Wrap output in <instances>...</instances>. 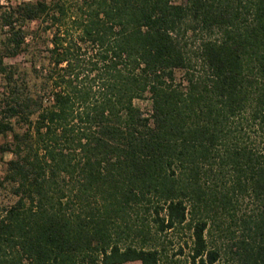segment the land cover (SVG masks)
I'll return each instance as SVG.
<instances>
[{"label": "trees", "instance_id": "trees-1", "mask_svg": "<svg viewBox=\"0 0 264 264\" xmlns=\"http://www.w3.org/2000/svg\"><path fill=\"white\" fill-rule=\"evenodd\" d=\"M4 1L0 264H264V0Z\"/></svg>", "mask_w": 264, "mask_h": 264}, {"label": "rangeland", "instance_id": "rangeland-1", "mask_svg": "<svg viewBox=\"0 0 264 264\" xmlns=\"http://www.w3.org/2000/svg\"><path fill=\"white\" fill-rule=\"evenodd\" d=\"M12 1L17 2V1H21V0H12ZM4 2H7V0H5ZM9 138H11V136ZM5 140H6V138L0 134V145L2 143H4ZM0 156H1V153H0ZM12 157H13V155L11 153H6L3 157V159L0 157V173H2L4 170L5 162ZM12 201H14V199L8 193V191L5 189H1V191H0V204H6V203H10ZM190 236H191L190 231L186 230V229L175 232L174 234L165 233L161 236V240L164 242H167V244H169L168 245L169 246L168 247V250H169L168 253H169V255H171V258L178 260V262L175 261V262H171L170 264H187L186 260H187V256L189 253L190 246L192 244ZM170 240H172V244H170ZM187 242H188V244H187ZM180 246H183L184 252L180 255H177L176 257L173 256V254L178 251ZM125 264H141V262L135 261V262H128Z\"/></svg>", "mask_w": 264, "mask_h": 264}]
</instances>
